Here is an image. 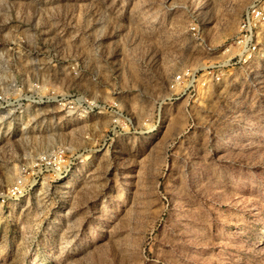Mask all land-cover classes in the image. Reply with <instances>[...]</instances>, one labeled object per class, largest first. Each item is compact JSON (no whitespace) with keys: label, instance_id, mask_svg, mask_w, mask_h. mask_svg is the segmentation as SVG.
<instances>
[{"label":"rangeland","instance_id":"obj_1","mask_svg":"<svg viewBox=\"0 0 264 264\" xmlns=\"http://www.w3.org/2000/svg\"><path fill=\"white\" fill-rule=\"evenodd\" d=\"M0 264H264V0H0Z\"/></svg>","mask_w":264,"mask_h":264},{"label":"built area","instance_id":"obj_2","mask_svg":"<svg viewBox=\"0 0 264 264\" xmlns=\"http://www.w3.org/2000/svg\"><path fill=\"white\" fill-rule=\"evenodd\" d=\"M258 11H259V9H257ZM258 11H256V13L258 12ZM253 12H255V9H252V10H247V13H246V15H245V17L247 18V21H246V23H250L249 22V20L251 19V18H253V16H254V14H253ZM257 15L259 16V14L257 13ZM260 17V16H259ZM253 48H255V46H253ZM21 181H20V179H19V181L16 183V185L14 186V187H12V192L15 194V193H17V192H20V190H21Z\"/></svg>","mask_w":264,"mask_h":264}]
</instances>
